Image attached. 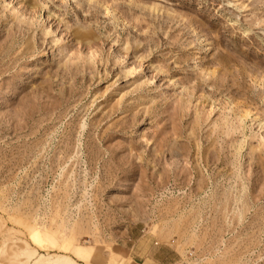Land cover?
<instances>
[{"label": "rangeland", "instance_id": "374dc122", "mask_svg": "<svg viewBox=\"0 0 264 264\" xmlns=\"http://www.w3.org/2000/svg\"><path fill=\"white\" fill-rule=\"evenodd\" d=\"M0 264H264V0H0Z\"/></svg>", "mask_w": 264, "mask_h": 264}, {"label": "bare ground", "instance_id": "6f19581e", "mask_svg": "<svg viewBox=\"0 0 264 264\" xmlns=\"http://www.w3.org/2000/svg\"><path fill=\"white\" fill-rule=\"evenodd\" d=\"M65 256H67V255H65ZM76 263H77V261H76Z\"/></svg>", "mask_w": 264, "mask_h": 264}]
</instances>
